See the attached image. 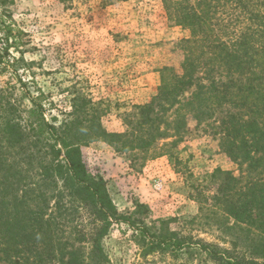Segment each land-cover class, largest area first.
Wrapping results in <instances>:
<instances>
[{"label": "trees", "instance_id": "trees-1", "mask_svg": "<svg viewBox=\"0 0 264 264\" xmlns=\"http://www.w3.org/2000/svg\"><path fill=\"white\" fill-rule=\"evenodd\" d=\"M167 18L189 29L181 73L163 66L156 93L123 116L122 132L106 130L103 110L76 94L58 125L35 99L25 118L0 128V254L5 264H108L102 239L125 223L142 255L205 253L213 264H264V0H160ZM2 5V2H0ZM0 11V61L18 50V35ZM20 57L14 60H23ZM190 90L188 93L186 91ZM38 97V96H37ZM224 112L219 146L238 173L216 168L193 186V219L218 230L229 248L180 235L170 219H149L146 204L119 212L106 181L88 172L81 146L103 141L139 168L167 156L188 134ZM202 195V199L200 198ZM184 251V252H183Z\"/></svg>", "mask_w": 264, "mask_h": 264}, {"label": "rangeland", "instance_id": "rangeland-1", "mask_svg": "<svg viewBox=\"0 0 264 264\" xmlns=\"http://www.w3.org/2000/svg\"><path fill=\"white\" fill-rule=\"evenodd\" d=\"M0 2V11L8 12L6 21L21 31L17 48L23 56L13 61L21 54L11 47L0 61V128L7 119L23 120L33 99L42 105V117L48 122L55 117L52 123L58 125L79 94L103 110L106 130L122 132L124 114L156 93L159 70L168 66L181 73L188 54L181 39L190 36L189 29L168 20L160 0ZM223 116L219 112L198 127L188 118V134L174 149L179 164L162 156L133 167L128 154L103 141L82 145V159L89 173L106 181L119 212L139 201L149 208L146 221L170 219L169 228L180 235L229 248L218 230L193 219L199 212L197 197L211 194L196 190L193 182H202L216 168L238 173L219 146ZM132 231L125 223L111 225L102 239L108 264H213L199 250L176 257L168 252L143 256ZM0 264H5L1 258Z\"/></svg>", "mask_w": 264, "mask_h": 264}]
</instances>
